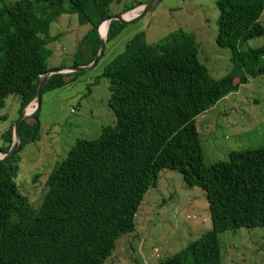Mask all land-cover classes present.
Here are the masks:
<instances>
[{
  "label": "trees",
  "instance_id": "16d2710c",
  "mask_svg": "<svg viewBox=\"0 0 264 264\" xmlns=\"http://www.w3.org/2000/svg\"><path fill=\"white\" fill-rule=\"evenodd\" d=\"M147 1L130 0L120 13ZM120 2L0 0V109L4 98L15 94L18 112L23 110L35 96L38 76L51 69L47 44L56 38L49 34L51 21L65 13L89 24L78 47L85 56L72 62L86 65L99 42L95 26ZM215 6L214 41L229 50L230 70L209 76L197 59L193 34L182 29L153 43L143 32L135 33L100 74L107 79L114 124L101 127L94 139H75L47 174L36 208L14 177L17 153L38 139L39 106L19 122L18 148L0 162V264H102L115 240L133 231L138 205L162 169L203 190L210 228L156 264H221L217 233L264 228V145L230 150L226 160L204 165L194 124L196 115L264 73V44L239 48L264 34L258 22L264 0H216ZM122 26L111 20L105 42ZM75 73L50 74L42 92L63 86ZM11 129L0 135L1 153L11 144Z\"/></svg>",
  "mask_w": 264,
  "mask_h": 264
},
{
  "label": "rangeland",
  "instance_id": "374dc122",
  "mask_svg": "<svg viewBox=\"0 0 264 264\" xmlns=\"http://www.w3.org/2000/svg\"><path fill=\"white\" fill-rule=\"evenodd\" d=\"M215 1L159 0L150 11L123 24L117 34L104 43L94 65L76 71L73 79L63 86L41 93L36 114L38 139L27 143L17 153L19 161L14 177L18 190L27 196L34 208L40 204L46 190L47 174L65 157L75 139H94L101 127L114 124V116L107 105V79L100 74L135 33L143 32L146 41L153 43L182 29L193 34L197 59L209 76L219 78L230 70L229 50L217 46L214 41L218 15ZM127 2L130 0L112 4L111 13H120ZM139 8L137 5L121 14L130 18L139 12ZM258 22L264 27V8ZM88 28L89 24L77 23L75 14L62 13L51 21L49 34L56 38L47 44L51 50L47 66H70L74 58L84 57L85 49L78 47ZM263 44L264 34L243 41L239 48L244 50ZM69 77L70 74L66 76ZM32 102L24 108L26 113L32 111ZM18 109V96L7 95L0 109V116H5V119L0 118V135L13 126L19 115ZM194 124L204 165L226 160L230 150L264 145V73L249 77L225 99H219L196 115ZM209 228L203 190L186 186L178 172L162 169L156 184L147 189L138 205L133 231L123 233L115 240L111 254L102 264H156ZM217 238L221 264H264V228L224 230L217 233Z\"/></svg>",
  "mask_w": 264,
  "mask_h": 264
},
{
  "label": "water",
  "instance_id": "95a60500",
  "mask_svg": "<svg viewBox=\"0 0 264 264\" xmlns=\"http://www.w3.org/2000/svg\"><path fill=\"white\" fill-rule=\"evenodd\" d=\"M159 0H149L146 3L140 5L139 8V12L137 14H135L133 17L130 18H125L122 16L121 13H111L109 14L106 18H104L102 21H100L94 28V31L97 35V37L99 38V42H98V46H97V50L92 58V60L86 64V65H70V66H60V67H56V68H51L48 69L47 71H45L43 74H41L40 76H38V81H37V85H36V90H35V96L33 98V104L34 107L32 109L31 112H25L24 109L21 110L19 112L18 117L16 118V120L13 123L12 126V141L11 144L9 146V148L7 149V151L5 153H2V155L0 156V162H3L7 159H9L13 153L17 150L18 145H19V140H18V125L19 122L27 117L32 115L34 112H36L39 104H40V96H41V92L43 89V86L48 78V76L50 74L53 73H65V72H76V71H81L84 70L86 68H88L89 66H92L96 63V60L98 59V57L101 55L102 53V49L104 47V43H105V39H106V32L104 37H101L98 33V26L101 22L103 21H107L108 23L111 20H116L117 22L121 23V24H126V23H130L133 20L141 17L142 15H144L146 12L150 11L158 2ZM107 31V29H106Z\"/></svg>",
  "mask_w": 264,
  "mask_h": 264
},
{
  "label": "bare ground",
  "instance_id": "6f19581e",
  "mask_svg": "<svg viewBox=\"0 0 264 264\" xmlns=\"http://www.w3.org/2000/svg\"><path fill=\"white\" fill-rule=\"evenodd\" d=\"M123 16V15H122ZM124 17V16H123ZM125 17L127 18V16L125 15ZM130 17V16H129ZM107 26H108V22L107 21H103V22H101L100 24H99V26H98V33H99V35L101 36V37H104V35H102V34H105V32H106V29H107ZM99 30H100V32H99ZM28 111H31V110H28Z\"/></svg>",
  "mask_w": 264,
  "mask_h": 264
},
{
  "label": "crops",
  "instance_id": "0c3cea01",
  "mask_svg": "<svg viewBox=\"0 0 264 264\" xmlns=\"http://www.w3.org/2000/svg\"><path fill=\"white\" fill-rule=\"evenodd\" d=\"M226 97H227V95H226V96H224V97H223V99H225Z\"/></svg>",
  "mask_w": 264,
  "mask_h": 264
},
{
  "label": "built area",
  "instance_id": "2783aa9c",
  "mask_svg": "<svg viewBox=\"0 0 264 264\" xmlns=\"http://www.w3.org/2000/svg\"><path fill=\"white\" fill-rule=\"evenodd\" d=\"M33 103V102H32Z\"/></svg>",
  "mask_w": 264,
  "mask_h": 264
}]
</instances>
